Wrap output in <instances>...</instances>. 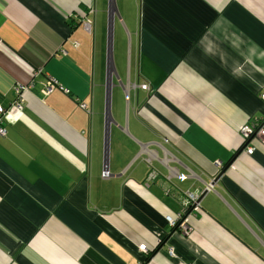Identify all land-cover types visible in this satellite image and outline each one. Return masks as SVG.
I'll list each match as a JSON object with an SVG mask.
<instances>
[{"label":"crops","instance_id":"0c3cea01","mask_svg":"<svg viewBox=\"0 0 264 264\" xmlns=\"http://www.w3.org/2000/svg\"><path fill=\"white\" fill-rule=\"evenodd\" d=\"M262 92L264 0H0V264H264Z\"/></svg>","mask_w":264,"mask_h":264},{"label":"built area","instance_id":"2783aa9c","mask_svg":"<svg viewBox=\"0 0 264 264\" xmlns=\"http://www.w3.org/2000/svg\"><path fill=\"white\" fill-rule=\"evenodd\" d=\"M88 29H90V25H88ZM140 88L142 90H146V91H149L150 90V87L149 85L147 84H141L140 85ZM53 89V86L51 83H48L46 85H44V88H43V93L44 94H48L52 91ZM23 90V89H21ZM21 90L17 89L16 91L17 92H20ZM260 100L262 102H264V92L261 93L260 95ZM16 109L20 110L21 109V104L20 102H15L14 105H13ZM5 113V110L2 106H0V137L1 136H4L5 135V132L1 126V116ZM239 134H240V137L242 138L243 140V143L246 144L244 146V151L246 153V155H252L254 153V149L253 147H251L249 145L250 141L253 140V139H256V140H259L262 144H264V116L262 118H260L259 120H256L254 121V123L252 124H248V125H243L239 128ZM109 176V173L108 171L106 170V167L104 168V171H103V174H102V177L104 178H107ZM154 176L152 174H150L148 176V180H151L153 179ZM198 201H199V198L195 195H192V194H187L186 195V200H185V203H184V206L188 209V208H191L193 211H198ZM166 221L167 223L170 225V226H176V222L174 219L172 218H166ZM185 222V219H182L180 225H182V223ZM179 224H177L178 226ZM182 226H185V225H182ZM179 227V226H178ZM139 251L141 252H147L146 251V246L145 245H141L139 246Z\"/></svg>","mask_w":264,"mask_h":264},{"label":"water","instance_id":"95a60500","mask_svg":"<svg viewBox=\"0 0 264 264\" xmlns=\"http://www.w3.org/2000/svg\"><path fill=\"white\" fill-rule=\"evenodd\" d=\"M106 89H107V86H106ZM107 91H108V89H107ZM106 130H107V126H106ZM106 141H107V133H106Z\"/></svg>","mask_w":264,"mask_h":264},{"label":"rangeland","instance_id":"374dc122","mask_svg":"<svg viewBox=\"0 0 264 264\" xmlns=\"http://www.w3.org/2000/svg\"><path fill=\"white\" fill-rule=\"evenodd\" d=\"M111 28H112V30H113V23L111 24Z\"/></svg>","mask_w":264,"mask_h":264},{"label":"trees","instance_id":"16d2710c","mask_svg":"<svg viewBox=\"0 0 264 264\" xmlns=\"http://www.w3.org/2000/svg\"><path fill=\"white\" fill-rule=\"evenodd\" d=\"M239 152V151H238Z\"/></svg>","mask_w":264,"mask_h":264}]
</instances>
